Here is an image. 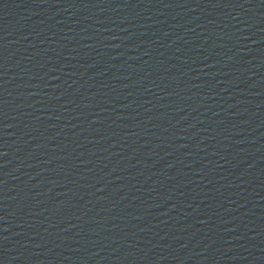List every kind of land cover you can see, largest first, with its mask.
<instances>
[{
	"label": "water",
	"instance_id": "1",
	"mask_svg": "<svg viewBox=\"0 0 264 264\" xmlns=\"http://www.w3.org/2000/svg\"><path fill=\"white\" fill-rule=\"evenodd\" d=\"M0 264H264V0H0Z\"/></svg>",
	"mask_w": 264,
	"mask_h": 264
}]
</instances>
